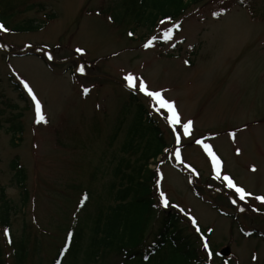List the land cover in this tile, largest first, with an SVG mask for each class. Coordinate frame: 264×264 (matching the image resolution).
Wrapping results in <instances>:
<instances>
[{"label":"rangeland","instance_id":"obj_1","mask_svg":"<svg viewBox=\"0 0 264 264\" xmlns=\"http://www.w3.org/2000/svg\"><path fill=\"white\" fill-rule=\"evenodd\" d=\"M126 1L130 0H0L2 23L9 29L0 30V120L4 123L22 112L24 125L17 146L5 128L0 130V185L17 206L11 217L15 237L26 229L28 243L36 238L40 243L39 253L28 264H54L67 234L80 238L94 226L98 211H93L95 203L88 205L90 193H84L86 211L81 212L79 201L89 186L94 201L104 194L122 145L130 135L144 137L136 119L138 104L155 118L168 143L149 165L158 175L151 189L157 212L148 240L161 229L158 218L166 209L178 215L184 232L192 235L206 258L204 264H223L217 252L225 247L231 250V264H264V238L253 232L264 234V202L256 199L264 196V0H205L175 22L139 28L135 35H129L133 19L123 21ZM9 10L13 11L7 15ZM30 20L40 30H14ZM168 29L171 39L164 36ZM152 37V45L145 47ZM43 55L51 57V64ZM81 65L83 74L78 71ZM129 73L175 102L182 122H193L190 136L177 126L181 140L176 141L170 114L157 111L155 99L139 87L130 88L124 79ZM15 82L23 87L25 98ZM24 82L40 100L47 123H36L35 101ZM131 90L137 92L136 103H131ZM197 140L212 145L222 162L221 175H230L251 195L241 200L226 181L215 178L211 157ZM15 157L28 175L30 200L25 208L10 166ZM95 170L98 174L91 181ZM105 200L106 195L102 203ZM0 232L4 264H14L5 232ZM77 245L75 240L65 249L62 264L120 261L102 252L95 256L86 245L79 255L74 251ZM86 248L91 249L88 255Z\"/></svg>","mask_w":264,"mask_h":264},{"label":"trees","instance_id":"obj_2","mask_svg":"<svg viewBox=\"0 0 264 264\" xmlns=\"http://www.w3.org/2000/svg\"><path fill=\"white\" fill-rule=\"evenodd\" d=\"M203 1L205 0H130L124 4L126 18L123 21L128 20L129 17L133 19L134 26L131 31L132 35H135V31L139 28H153L162 20L175 22L185 15L193 4ZM12 11L9 10L6 14H10ZM0 22H5L4 15L0 16ZM5 27H7L6 23ZM14 30L33 32L40 30V26L30 20L22 26L14 28ZM18 54L14 53V55ZM41 58L47 64L52 62L45 55ZM18 83L15 82L14 85L20 91L21 96L25 98L23 88ZM136 93L131 95L133 100L131 103H136ZM138 105L139 110L136 119L139 120L140 127L144 130L142 133L144 137L137 139L130 135V139L122 145L120 151L122 156L118 158L111 174L112 178L103 189L104 194L94 201L95 193L91 187L83 190L78 207L81 212H84L87 210L86 206L90 205L91 202L95 203L93 211H98L95 224L94 226L91 225L90 230L85 229L83 231V236H85V232L89 233L86 236L87 241H82L83 236L74 239L71 233L66 235L67 240L60 247L59 253L63 256L59 264L65 260V249L72 245L75 240L78 245L74 251L79 255L84 252V249L81 251L82 246L86 245L94 249L95 256L102 252L103 257L105 255L107 258H111L113 255L112 257L119 258L120 261H115L118 264H204L206 262L200 247L191 240L192 235L184 232L178 215L171 214L168 210H162V218H158L159 225L162 227L154 240L151 242L147 238L150 235L147 233L152 230V218L156 216L157 212L153 208L155 201L151 189L158 174L157 171L149 168V165L151 160L157 159L163 153L168 143L155 118L144 105ZM22 116L23 113L19 112L12 114L4 123L0 120V130L5 128L6 132L11 134L14 146L18 145L16 141H21V136L24 133ZM6 123L8 126H5ZM115 134L116 139L119 134L118 132ZM115 139L110 141V144H113ZM10 166L14 172V180L17 186L21 188L22 206L25 208L30 200V193L26 184L28 176L26 168L21 165L19 157H15ZM97 174L98 170L92 172L91 181L96 178ZM87 192L90 193L91 199L88 205L86 203L83 206L82 200L84 193ZM104 195H106V203H102ZM14 214H17V206L14 201L7 198L5 187L0 185V231L10 230L9 235H5V241L11 250L14 264H28L29 258L34 257L37 251L39 253L41 246L36 236L34 243H28L30 236L26 229L18 238L15 237L11 220ZM254 233L264 238L263 232L255 229ZM9 238L11 242H9ZM3 249L0 236V264H4ZM85 251L88 255L91 249L86 248ZM217 255L220 257L218 252Z\"/></svg>","mask_w":264,"mask_h":264},{"label":"snow or ice","instance_id":"obj_3","mask_svg":"<svg viewBox=\"0 0 264 264\" xmlns=\"http://www.w3.org/2000/svg\"><path fill=\"white\" fill-rule=\"evenodd\" d=\"M214 16H219L220 13L219 12H214L213 13ZM170 19V18H169ZM164 21H161V24H163ZM174 27L176 29L180 28L179 24L174 25ZM0 30H3L4 32L9 31V29L5 28V26L3 25V23H0ZM129 35H132V33H129ZM164 36L166 39H171L172 37V30L168 29L165 31ZM156 39V37H152L146 44L145 47H149L152 45L153 41ZM77 51H83L82 49H77ZM51 58V57H49ZM78 71L83 74L85 72V67L83 65H81L78 68ZM124 79L127 81L128 86L130 88H137L139 87V90L143 93L146 94V96L154 98L156 101V104L159 106L157 107V111H160L161 109H166L167 113H169L170 115L167 116L168 122L173 126V129L175 131V137H176V141L180 142L181 140V132L176 130L177 126H180L183 129V135L184 136H190L191 135V129L193 126V122L191 120L187 121V122H182L181 117H180V113L176 108L175 102L174 101H169L167 99L164 98L163 94L160 91H151L148 88L147 83L142 79V78H138L136 76H134L132 73L127 74ZM138 81V84H137ZM24 87L28 90L29 94L31 95L33 101H35V111H36V123H47V119L45 117V115L43 114L42 111V105L40 100L36 97V94L34 93V91L32 90V88L27 84V82H24ZM89 92V89L87 87L84 88V93L87 94ZM230 135L234 138L235 137V133H230ZM196 143L198 144H203L204 150L207 152L208 156L211 157V161H212V165L215 171V178L218 180H223L226 181L227 183V187L234 189L236 193L239 194V197L241 200H243L246 196L251 195V193H248L243 187H239L237 186V184L235 183V181L233 180V178L230 175L224 174L221 175V168H222V162L220 157L213 151L212 145L210 144H206L204 143L202 140H197ZM239 149H237V153H239ZM176 157L179 158L180 157V152L177 150L175 153ZM253 171H255V167L253 166ZM160 197L163 200L164 206L167 207L168 206V199L166 194L161 191L160 192ZM87 199V195L85 194L83 200ZM257 200H260L261 202H264V196H258L256 197ZM82 200V203H83ZM235 203V201H233ZM181 211H184V209H180ZM191 222L193 223V225L196 226V231L200 232V228L198 225V222L196 220L195 217L190 216ZM211 231V229L209 230ZM10 230L5 229V235H9ZM9 242H11L10 238H9ZM204 247L206 249H209V244L207 242V240L205 239L204 241ZM209 255H212L211 251L209 250ZM254 259L256 257H253Z\"/></svg>","mask_w":264,"mask_h":264},{"label":"water","instance_id":"obj_4","mask_svg":"<svg viewBox=\"0 0 264 264\" xmlns=\"http://www.w3.org/2000/svg\"><path fill=\"white\" fill-rule=\"evenodd\" d=\"M222 253L224 255H229L230 254V249L227 247V248H225V249L222 250Z\"/></svg>","mask_w":264,"mask_h":264}]
</instances>
